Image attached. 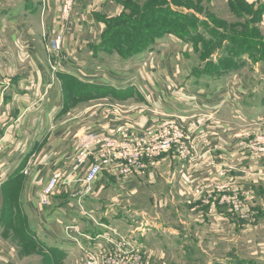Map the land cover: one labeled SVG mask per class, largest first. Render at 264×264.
Wrapping results in <instances>:
<instances>
[{
  "label": "crops",
  "instance_id": "0c3cea01",
  "mask_svg": "<svg viewBox=\"0 0 264 264\" xmlns=\"http://www.w3.org/2000/svg\"><path fill=\"white\" fill-rule=\"evenodd\" d=\"M243 1L262 10L264 30V0ZM123 2L77 0L64 21L63 0H0V133L6 141L0 158L2 186L14 173L13 178L26 176L32 214L43 223L47 239L56 241L51 248L59 251L47 264H81V249L69 240L67 228L94 234L101 229L81 215L72 199L80 186H61L47 196L49 179L61 180L70 170L84 128L105 135L175 121L192 135L199 159L186 162L171 151L125 181L104 173L86 197V208L100 223L135 238L144 264H264V159L244 149L255 133L264 132V95L244 100L237 95V83L213 85L189 77V42L173 36L139 58L129 77L103 71L97 64L100 56L89 51L85 22L98 15L120 17ZM59 31H65V42L62 54L55 56L45 39ZM50 60L58 71L51 69ZM184 63L187 82L179 70ZM61 81L83 88L85 96L97 87L106 96L98 101L107 104L83 107L77 116L63 118L58 104L49 102L50 91ZM130 85L144 94L145 104L138 106L133 99L128 107L124 93ZM229 182L254 192L246 202L245 220L226 207L210 212V203L224 194L219 187ZM201 186V197L194 199ZM21 262L0 244V264Z\"/></svg>",
  "mask_w": 264,
  "mask_h": 264
},
{
  "label": "rangeland",
  "instance_id": "374dc122",
  "mask_svg": "<svg viewBox=\"0 0 264 264\" xmlns=\"http://www.w3.org/2000/svg\"><path fill=\"white\" fill-rule=\"evenodd\" d=\"M123 3L125 10L120 17L98 15L93 22H85L83 31L88 27L89 51L100 56L97 64L103 71L129 77L139 67V58L159 49L166 37L173 36L189 42L187 53L191 56L189 60L186 58L191 70L189 77L213 85L237 83V95L244 100L264 95V69H260L264 66V30L259 24L263 18L260 8L243 0H124ZM45 40L47 48L49 38ZM186 63L179 66L185 82L189 73L183 71ZM61 83L50 91L49 102L58 104L63 118L68 113L77 116L83 107L107 104L98 101L106 96L97 87L92 95L85 96L83 88L71 82ZM247 86L248 93L244 91ZM124 94V101H130L128 107L133 99L138 106L146 103L144 94L132 85L126 87ZM112 99L115 98H109L108 103H114ZM47 101L46 96L44 102ZM144 110L147 112L148 107ZM13 177L3 184L0 195V244L22 264H47L59 254L51 248L56 241L47 239L42 233L43 223L32 214L30 181L26 176L24 180L21 175ZM76 256L79 259L80 254Z\"/></svg>",
  "mask_w": 264,
  "mask_h": 264
},
{
  "label": "built area",
  "instance_id": "2783aa9c",
  "mask_svg": "<svg viewBox=\"0 0 264 264\" xmlns=\"http://www.w3.org/2000/svg\"><path fill=\"white\" fill-rule=\"evenodd\" d=\"M77 0H63L61 17L64 21L70 18ZM65 31L55 33L49 39L47 49L59 56L62 54ZM51 69L58 71V65L51 63ZM84 135L78 138L77 151L73 164L63 178H50L44 188L47 196L54 195L61 186L70 187L77 184L80 189L72 194L81 215L101 229L99 233H87L68 227V237L80 247L83 254L81 264H144L142 250L135 238L123 235L117 229L100 223L86 208L85 199L93 193V184L99 177L107 173L119 181H125L140 174L147 163L153 162L165 153L173 151L181 160L194 162L200 158L197 145L191 134L177 122L168 121L149 128H121L110 134H96L93 130H83ZM208 145L207 141H203ZM5 137L0 133V156L5 152ZM244 149L249 154L264 159V132H257L244 143ZM211 152L207 150V153ZM202 157V156H201ZM27 171L24 174L27 175ZM225 176V172H220ZM2 182L0 181V191ZM229 182L219 189L223 195L218 202L210 203V212L215 213L218 206L226 207L229 212L241 220L247 218L246 202L254 198L251 189L233 188ZM204 186L194 190V199L200 198ZM70 231L74 233L71 234Z\"/></svg>",
  "mask_w": 264,
  "mask_h": 264
},
{
  "label": "bare ground",
  "instance_id": "6f19581e",
  "mask_svg": "<svg viewBox=\"0 0 264 264\" xmlns=\"http://www.w3.org/2000/svg\"><path fill=\"white\" fill-rule=\"evenodd\" d=\"M133 129H135V128H133ZM169 153V152H168ZM166 154V153H165ZM155 161V160H154Z\"/></svg>",
  "mask_w": 264,
  "mask_h": 264
}]
</instances>
